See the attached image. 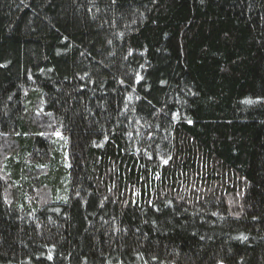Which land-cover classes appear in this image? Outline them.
<instances>
[{
    "label": "trees",
    "instance_id": "trees-1",
    "mask_svg": "<svg viewBox=\"0 0 264 264\" xmlns=\"http://www.w3.org/2000/svg\"><path fill=\"white\" fill-rule=\"evenodd\" d=\"M0 264H264V0H0Z\"/></svg>",
    "mask_w": 264,
    "mask_h": 264
}]
</instances>
